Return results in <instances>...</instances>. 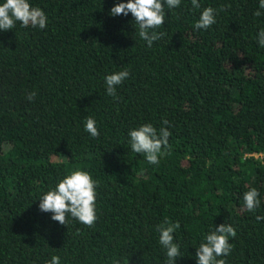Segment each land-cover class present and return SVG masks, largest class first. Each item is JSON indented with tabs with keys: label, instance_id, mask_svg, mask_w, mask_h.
<instances>
[{
	"label": "trees",
	"instance_id": "obj_1",
	"mask_svg": "<svg viewBox=\"0 0 264 264\" xmlns=\"http://www.w3.org/2000/svg\"><path fill=\"white\" fill-rule=\"evenodd\" d=\"M5 0H0V4ZM45 29L0 31V264H165L157 226L179 222L174 242L196 249L220 224L225 264H264V48L259 0H181L165 5L164 35L151 47L127 0H28ZM215 9L208 29H195ZM130 75L106 92L105 77ZM35 92L33 100L29 93ZM100 133L84 130L86 118ZM167 120V125L163 121ZM151 124L171 133L159 164L132 151L129 131ZM74 170L96 187L92 227L39 210V199ZM255 188L260 206L244 208Z\"/></svg>",
	"mask_w": 264,
	"mask_h": 264
},
{
	"label": "clouds",
	"instance_id": "obj_2",
	"mask_svg": "<svg viewBox=\"0 0 264 264\" xmlns=\"http://www.w3.org/2000/svg\"><path fill=\"white\" fill-rule=\"evenodd\" d=\"M181 0H127V3H116L110 9L112 16H128L131 13L134 23L138 25V35L151 47L154 41L159 40L164 33H158L156 29L165 22V5L168 9L179 7ZM194 8H200L198 0H191ZM259 9H264V0H259ZM215 9L205 8L199 16L194 27L197 30L208 29L216 23ZM259 17L264 12L257 10L254 13ZM20 22L22 27L31 26L45 29L47 17L42 9L32 7L28 0H5L0 4V31L12 30L16 23ZM258 44L264 48V29H261L257 36ZM130 73L125 71L115 72L105 77L106 92L110 96L116 95V87L128 78ZM35 92L29 93L27 99L33 100ZM169 122L163 121L164 125ZM84 130L92 138H98L100 133L96 127V121L86 118ZM129 143L133 152L143 154L148 163L159 164V157L162 155V148L168 146V138L171 133L167 128L161 127L159 133L151 124H144L128 133ZM96 187L91 175L86 171L74 170L61 179L54 189L48 191L39 199V210L51 213V219L61 225L67 224L70 215L87 227H92L97 219L96 216ZM259 192L252 188L243 194L244 208L254 212L260 206L258 199ZM257 220L264 217L257 216ZM180 228L179 222L171 223L165 221L157 226L159 243L166 250L165 264H176V260L182 257L180 246L174 242V232ZM236 236L235 229L229 224H220L210 231L205 242H201L196 249V264H225V260L217 257L230 255L232 245L229 237ZM48 264H60L58 256H52Z\"/></svg>",
	"mask_w": 264,
	"mask_h": 264
}]
</instances>
